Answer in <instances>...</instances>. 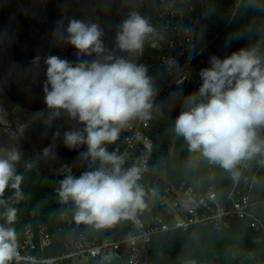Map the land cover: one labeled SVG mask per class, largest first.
I'll list each match as a JSON object with an SVG mask.
<instances>
[{"label":"clouds","instance_id":"1","mask_svg":"<svg viewBox=\"0 0 264 264\" xmlns=\"http://www.w3.org/2000/svg\"><path fill=\"white\" fill-rule=\"evenodd\" d=\"M249 6L260 7V0H249ZM64 33L65 42L76 50L78 62L56 55L44 59L45 103L54 117L66 114L81 126L65 131L62 140L69 150L86 146L79 160L93 170L77 177L65 165L67 173L59 182L58 196L61 203L74 204L77 224L108 228L133 219L146 205L139 183L141 169L135 165L125 169L124 156L109 152L106 146L119 138L127 122L150 119L157 95L148 68L117 56L115 51L142 53L156 29L147 16L133 8L119 24L114 49L106 47L104 29L95 22L72 18ZM232 39L229 37L226 45ZM93 55L96 59L85 58ZM175 63L169 60L170 66ZM208 65L199 71L202 84L184 99L174 132L184 139L190 152L199 153L236 178L242 161L264 156V136L260 135L264 129V50L259 43L252 44L223 59L213 55ZM54 136L61 138L59 131ZM44 155H54V147L45 148ZM20 159L17 149L0 156V197L11 188L17 199L22 198L24 178L16 170ZM3 216L0 264H8L18 254L16 229L11 227L17 209L7 207Z\"/></svg>","mask_w":264,"mask_h":264},{"label":"trees","instance_id":"2","mask_svg":"<svg viewBox=\"0 0 264 264\" xmlns=\"http://www.w3.org/2000/svg\"><path fill=\"white\" fill-rule=\"evenodd\" d=\"M192 24L200 46L207 45L200 69L208 67V60L215 55L221 59L241 47L259 43L264 50V6L251 7L249 0H242L235 10L233 0H190ZM229 37L231 43L226 45ZM160 52L146 42L142 53L119 52L123 56L148 68L158 91L163 71L158 65ZM198 74L183 87L168 96L153 102L151 118L148 119L147 135L152 141V151L145 153L147 171L141 172L139 183L144 193L153 188L157 179H164L172 186L184 184L203 193L213 190L219 202L229 206V192L234 188V178L224 169L210 164L199 153H192L182 137L174 132V122L184 108V99L193 94L202 84ZM127 132L120 131L119 138L106 147L109 152L123 151ZM141 155L135 147L125 158V169L138 167ZM95 167V166H94ZM239 165L236 169L238 171ZM23 176L20 186L22 198L17 199L15 190L8 188L0 200V224L5 223L3 213L7 207L17 209L16 221L11 227L17 233V252L37 258H58L71 252L78 240L91 243L115 240L134 233L129 219L115 225L96 229L92 225L77 224L74 220L75 206L69 201L61 203L58 196L59 182L67 169L59 168L39 173L34 169L16 166ZM89 169L72 171L79 176ZM246 180H239L237 189L248 197L249 210L264 223V156L248 161ZM147 201L144 199V202ZM148 202V201H147ZM59 205L58 208L53 206ZM7 226V225H6ZM47 235L46 245L41 237ZM28 241L32 246L27 245ZM117 264H127L129 251H120ZM238 254V255H237ZM8 264H26L15 262ZM40 264V263H33ZM59 264H73L64 258ZM87 264H96L89 259ZM137 264H264V245L258 231L250 227L248 220L229 216L226 225L194 224L187 229H172L152 236L151 244Z\"/></svg>","mask_w":264,"mask_h":264},{"label":"built area","instance_id":"3","mask_svg":"<svg viewBox=\"0 0 264 264\" xmlns=\"http://www.w3.org/2000/svg\"><path fill=\"white\" fill-rule=\"evenodd\" d=\"M233 2L236 10L242 0ZM260 5L264 6V0H260ZM192 21L190 0H162L154 20L151 21L156 34L146 42H150L160 52L158 65L163 71L162 85L154 101L167 99L198 74L207 45H199ZM169 60H174L175 65L170 66ZM148 121L137 118L123 125L121 130L128 133L124 139L125 148L123 151L115 150L126 158L138 147L141 155L138 167L142 173L148 169L144 154L152 151V141L146 133ZM260 135L264 136V129L260 130ZM247 169L248 161H242L238 168L239 176L234 178V188L227 197L229 206L219 202L211 189L200 193L184 184H170L168 189L162 191L154 185L144 195V199L148 201H145L146 206L137 210L133 219H129L134 229L133 234L101 243L80 239L74 243L70 253L58 258H37L17 252L13 259L26 264H59L64 258H71L72 261L92 259L97 264H117L120 251L126 249L129 251L127 264H137L148 250L153 235L172 229H187L194 224L226 225L230 215L248 220L250 227L260 233L264 245V223L249 210L248 197L237 189L238 181L247 179L244 173ZM47 242L48 236H42L41 244L46 245ZM27 245L32 246L30 241Z\"/></svg>","mask_w":264,"mask_h":264},{"label":"flooded vegetation","instance_id":"4","mask_svg":"<svg viewBox=\"0 0 264 264\" xmlns=\"http://www.w3.org/2000/svg\"><path fill=\"white\" fill-rule=\"evenodd\" d=\"M162 0H41L44 14L49 25L64 36V29L70 19L76 18L98 23L104 29L103 41L108 49H114L115 36L119 24L126 19L127 14L136 8L142 15L154 20ZM0 41L3 45L8 73L15 84L23 91L34 96L44 94L46 68L44 59L56 55L64 59L60 46L35 30L23 14L18 0H0ZM119 50L115 51L118 56ZM39 61L36 62V58ZM75 63L77 56L75 54ZM96 59L95 55L91 58ZM28 114L42 115L48 118L50 138L47 146L62 145L63 133L81 126L70 120L66 114L59 117L52 115L48 107L43 110L29 111L14 104L0 88V140L5 145L8 138L7 126H15ZM9 121V124L7 122ZM60 132L61 138L54 133ZM1 143V142H0ZM86 151V146H80L77 151ZM85 162H83L84 166Z\"/></svg>","mask_w":264,"mask_h":264},{"label":"rangeland","instance_id":"5","mask_svg":"<svg viewBox=\"0 0 264 264\" xmlns=\"http://www.w3.org/2000/svg\"><path fill=\"white\" fill-rule=\"evenodd\" d=\"M49 130L48 118L42 115L31 116L28 114L15 126L6 127L8 140L5 145L0 140V156H6L12 149H17L21 153V159L16 166L34 169L39 173L65 168V165L72 171L83 168V162L79 160V153L78 156L75 155L78 149L69 150L64 144L54 147V155H44V149L50 146H47L46 143L50 138ZM74 261V264H87L85 260Z\"/></svg>","mask_w":264,"mask_h":264},{"label":"water","instance_id":"6","mask_svg":"<svg viewBox=\"0 0 264 264\" xmlns=\"http://www.w3.org/2000/svg\"><path fill=\"white\" fill-rule=\"evenodd\" d=\"M24 16L26 17L28 23L37 31H39L43 36L55 42L61 47L64 53V59L75 63L76 50L73 46L66 43L64 36L53 29L44 14L41 0H18ZM0 88L4 91L6 96L17 106L29 110L38 111L43 110L47 107L45 103V94L41 96H34L26 93L20 87H18L15 82L11 79L7 62L4 55L3 45L0 41ZM170 184L164 179H157L155 182V187L164 191L168 189ZM59 205L53 206V208H58ZM154 210V209H153Z\"/></svg>","mask_w":264,"mask_h":264},{"label":"crops","instance_id":"7","mask_svg":"<svg viewBox=\"0 0 264 264\" xmlns=\"http://www.w3.org/2000/svg\"><path fill=\"white\" fill-rule=\"evenodd\" d=\"M74 262H75V261H72L73 264H74ZM87 262H88V261H86V263H87ZM96 264H97V263H96Z\"/></svg>","mask_w":264,"mask_h":264}]
</instances>
